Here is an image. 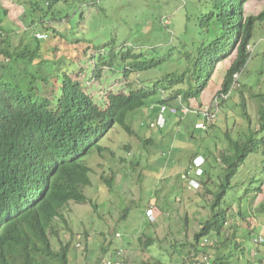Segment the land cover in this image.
<instances>
[{
	"label": "rangeland",
	"instance_id": "1",
	"mask_svg": "<svg viewBox=\"0 0 264 264\" xmlns=\"http://www.w3.org/2000/svg\"><path fill=\"white\" fill-rule=\"evenodd\" d=\"M164 1L67 0L65 10L57 15L56 20L59 22L54 24L59 32V38L50 34L47 41H37L35 35L41 32L40 26L20 23V18L25 15L24 5L18 6L17 0H0V7L7 13L4 17V29L12 30L13 25L17 27V36L24 39L21 49L27 53L26 58L18 61L22 69L18 70L14 67L6 75L8 79L5 81L14 86L31 85L42 66L38 63L43 59L58 57L57 60L49 63L48 71L52 73L59 85H62L65 81L63 74L73 72L76 67L84 71L92 68L90 59L84 56L87 51L102 49V53L107 56L111 52H120L122 49L137 50L138 47L135 45L138 44L145 48L143 59L147 61L152 58H161L172 47L179 55L172 52L175 58H181L177 65L154 69L150 76L154 77L155 81L165 82L166 75L172 72L181 74L185 67L183 62L187 65L185 56L193 51V48L188 50L197 38L194 37L193 40L190 35L180 34L182 21L179 23L180 29L173 28V35H166L157 30L158 27L162 28L157 19V9L161 6L166 9L167 4ZM37 2L44 7L39 0ZM52 8L59 11L56 4ZM175 10L176 8L173 11ZM29 12H31L30 9ZM262 12H264V2L251 1L247 5L245 14L255 16ZM179 15V13L177 16L174 15L173 20L176 21ZM8 19L11 24H14L5 26V21L8 22ZM47 20V17H43V21ZM8 34L11 42L18 45L19 38L11 32ZM177 39L180 40L179 45L172 42ZM187 41L190 42L189 47L184 43ZM49 45H51L50 49ZM56 47L60 49L59 52H55ZM67 47L71 49L65 51ZM153 47L156 51H153ZM249 48L250 57L246 67L241 77L236 80L228 100L221 102L217 121L208 132H213L211 136L196 129V124L202 123V119L194 114L184 118L166 114V126L161 130L162 132L146 129L142 124L155 122L157 109L153 113L141 110L133 114L130 118L131 133L113 131L110 134L104 145L110 148L113 157L106 154L99 159V162L105 161L106 165L98 166L90 175L92 186L84 190L88 202L69 205L63 211L70 232L61 230L59 239L64 243L66 241L64 235H67L72 243L69 264H102L103 260L116 255V249L120 247L125 250L127 258L125 264H155L157 262L184 264L197 245L201 251L212 256L217 253L219 246L216 243L217 237H209V245L206 246L201 242H194L195 234L210 218L212 197L206 195L202 188L197 191L189 189L182 177L187 170L190 156L211 154V150H215L211 156L217 155L226 148V134L235 138L237 133L242 132L244 126L242 104L249 114L252 127L256 128L258 110L264 100L258 96V94H264V23L255 25ZM33 54L36 56L35 60L31 58ZM67 55L74 60H67ZM232 61H225L219 66L213 81L210 80L208 86L201 90L199 101L191 100L190 107L197 109L204 105V107L214 108L213 101L218 96L224 73ZM114 66L112 70L118 71V65ZM103 77L108 79L103 84L92 79V81L87 80V86L93 87L90 89L92 95L101 98L108 90L127 92L128 81L109 77L105 73ZM146 78L147 80L143 82L145 87L149 85L151 77ZM159 99L160 95L157 94L151 100L157 102ZM147 137L151 139H144ZM145 140H152V142L144 147L142 143ZM161 153L171 155L170 162L167 161L170 156L162 159ZM125 154L131 155L128 160L121 158ZM94 157L91 164L89 160L87 161V165L91 168L96 164L97 156ZM260 164L259 156L253 155L240 168L233 181V185H239L240 193L244 189L243 184H248L249 178L259 179ZM209 165L214 166L212 157L207 159L204 169H208ZM112 172L115 174V182L110 190L103 185L100 176L106 173L110 175ZM211 173L215 176L216 170H212ZM190 176L193 177V174L190 173ZM252 196L250 195L249 199ZM149 208H152L155 219L151 223L146 218V211ZM237 210L238 207L234 206L229 216L236 217ZM126 211L127 217L122 219ZM229 221L228 226H239L235 229L236 238L242 234L246 225L251 231V237L245 244L247 248L244 254L233 250L235 246L233 241L230 245L221 247L219 253L225 256H229L226 252H230L231 249V255L227 257L226 262L228 264H264L261 262L264 261V246L254 244L258 236L264 234V186L262 193L254 202L249 217L240 223L235 219ZM115 233L120 234L121 240ZM145 237L152 239L153 245L149 248L147 246L150 242ZM52 244L54 248L58 247L56 239H52ZM78 244L80 248L76 251L75 247ZM255 252L257 255L253 256Z\"/></svg>",
	"mask_w": 264,
	"mask_h": 264
},
{
	"label": "trees",
	"instance_id": "2",
	"mask_svg": "<svg viewBox=\"0 0 264 264\" xmlns=\"http://www.w3.org/2000/svg\"><path fill=\"white\" fill-rule=\"evenodd\" d=\"M39 1L43 4L42 0ZM249 1L264 2V0L164 1L167 4L166 11L173 14L169 18L171 26L164 27L158 20L162 28L158 27L157 30L169 35V29L171 31L173 28L180 29L179 23L182 21L180 34L193 35V38H197L196 57L191 69L186 71H190L192 78L188 81L185 93L181 92L185 99L196 96V84L201 85L209 78L217 62L236 51L237 58L225 75L221 92L225 94L231 90L233 76L241 73L246 66L247 46L252 39L253 29L257 23H264V12L258 16L245 17L243 7ZM16 4L24 5L31 26L38 24L45 30L42 20H34L28 15L29 9L31 14L40 13L41 17L44 15V8L37 0H17ZM178 13L179 18L174 21L173 17ZM6 14L0 7V37L14 30L4 29ZM23 22L26 23L25 19ZM8 24L5 21V26ZM7 42L8 38L0 42V56L4 55ZM167 55L171 58V50ZM128 57L123 55L124 60ZM142 67L151 68L152 65ZM181 81H185V76L181 77ZM13 90L12 83L0 81V219L5 221L0 235V264H69L71 243L60 244L58 249L54 250L51 239L59 237L61 225L67 226L62 214L64 207L69 202L77 204L87 202L84 190L92 184L89 177L92 169L88 167L87 161L93 153L90 151L91 148L104 130L98 124L99 118L102 117L88 96L71 85L64 86L61 102L67 107V112L62 118L61 125L57 131L39 140L40 162L31 171L26 184L15 191L14 181L9 172L17 160L18 143L27 136L22 126L23 117L30 111L36 112L38 116H44L47 112L43 107L34 105L32 101L28 102L29 104L22 103L26 102L29 93ZM146 97L147 95L141 93L130 101L121 100L115 104L113 107L115 121L123 125L130 112L144 105ZM245 124H247L245 133L238 134L237 139H231L227 134L226 148L212 156L215 150H211V154L206 156L207 159L212 157L214 166L209 165L200 179L202 189L206 195L212 197V200L210 218L202 224L194 236V242L199 243L203 238L217 237L216 243L219 246L214 255L215 264H228L226 259L231 255V249L229 248L230 252H226L228 248L225 251L229 256L220 254L219 249L230 245L231 241L235 244L233 250L240 254L245 252L247 248L245 244L251 237V231L246 225L242 234L236 238L235 229L239 226H228L229 220L235 219L238 223L245 221L264 186V112L260 114L258 121L259 131L251 129L249 118H245ZM97 152L100 153L99 149ZM253 155H258L261 160L258 173L260 177L249 178L248 184H243L244 189L241 188L243 190L240 193L239 185H233V181L240 168ZM214 169L215 176L211 173ZM100 180L112 189L113 178L109 179L107 173L101 175ZM233 194L235 196H232ZM250 195H253L251 199ZM234 206H237L238 210L236 217L233 218L229 214ZM147 241L150 242L147 246L149 248L153 245L152 239L147 238Z\"/></svg>",
	"mask_w": 264,
	"mask_h": 264
},
{
	"label": "clouds",
	"instance_id": "3",
	"mask_svg": "<svg viewBox=\"0 0 264 264\" xmlns=\"http://www.w3.org/2000/svg\"><path fill=\"white\" fill-rule=\"evenodd\" d=\"M42 1H43V6H44L43 7L44 8V15L42 17L40 15V13L31 14V12H28V15H31L34 20H37V21L42 20L41 22L44 24L43 28L45 30L40 28L41 32H39L35 35V39L37 41H47L50 38V34L53 37L59 38V32L57 31V29H55L54 24L59 22L56 20L57 15L59 14V12H62L63 10H65L64 7H66V5H67V0H42ZM182 2L184 3V1H182ZM249 2H251V1H249ZM249 2H247L243 7L244 14L247 11V5ZM55 4H56V6H58L59 11L52 8ZM185 4H186V2H185ZM23 12L25 13V15L22 18H20V23H24L23 22L24 19H25L26 23H30V18L26 15L25 11H23ZM162 12H164V15H162ZM258 15H255V16H258ZM171 16L172 15L170 13H168L163 6H161L159 9H157V19L159 20V22L163 23L164 27L171 26V24L169 22V18ZM43 17H47L48 20L43 21ZM245 17L247 18L250 16H247L245 14ZM8 23L10 25L14 24V23L11 24L9 19H8ZM142 28H145V27H142ZM13 29L14 30L11 31V33L13 35L17 36V30L18 29L15 25H13ZM169 31H170L169 35H173V31H171L170 29H169ZM253 31H254V29H253ZM190 36L193 37V35H190ZM140 37H142V35H140ZM0 38L2 39V41L0 39V42H3L4 39L8 38V42H7L8 46L5 45V48H4L5 53L3 56H0V81L3 82L4 80L8 79V77L6 75L12 69H14V67H16L18 70L22 69V66L20 64H18V61L26 58L27 53L21 49L22 46L24 45V40H22L20 37H18L19 38V44L18 45H14L11 42V39H10L8 33H5V35H3ZM173 39H174V37H173ZM193 40H194V38H193ZM172 42L175 45L180 44L179 39L174 40ZM250 42L247 46V52H246V54L248 55V60L250 57L249 56L250 55V52H249ZM184 43L186 46H188V47L190 46L189 41L184 42ZM138 45H135L136 47H138L137 50L122 49L120 52H116V53L111 52L107 56H105L102 53V49L97 50V51H90V52L87 51L84 54V56L86 58L90 59V61L92 63V68L90 70L84 71L82 68L79 69L76 67V69H74L73 72L68 73V74H63L65 81L62 83V85H59V82L56 81L55 78H53L52 73L50 71H48L49 63L54 62L55 60H57L58 57H55L53 59L48 58L46 60L43 59L42 62L38 63V64H42V66L38 70V76H37L36 80H33L31 85L26 84L23 86H14L12 84L14 87L13 91L20 90L23 93H29L30 94L25 99L26 102H22V103L29 104L28 102L32 101V102H34V105H37L39 107H43L44 110L47 112V114L44 116H38L36 114V112L30 111L29 113L25 114L23 117L22 126L25 128V131L27 132V136L24 139L19 141L17 160L13 164V166L11 167V170L9 172V176L14 181V190L15 191L19 190L20 188H22L26 184L31 171L40 162V154H39V150H38L39 140L42 137L46 136L47 134L54 132V131H57L61 125L62 118L64 117V115L67 112V107L64 106L63 103L61 102L62 90H63L64 86H66V85H71L75 89H78L81 93L88 96L91 99L90 100L91 103L93 104V106L96 107V109L98 110V112L100 113V115L102 117V118H99L98 124L100 126H102L104 128V130L102 132V135L96 140L95 144L93 145V147L90 150L91 152L93 151V153L89 157L90 158L89 164H91L93 159H95L94 156H97L96 157L97 159H96V164L93 165V168L88 166L89 168L92 169V172L89 174V177H90V175H92L93 170L98 168V166L103 167L106 165L105 161L99 162L100 161L99 159L103 158L106 154H109L110 157H113V154H112V151L110 150V148L108 146L104 145L105 141L109 138L110 134L113 131H116V132L122 131L126 134L131 133L130 118L132 117L133 114H135L141 110H147V111L153 113V111L157 109L156 121L152 122L150 124L147 123V125L142 124V126H144L146 129H149L151 131L156 132L157 130H160V132H162L161 130H163L166 126V120H165L166 114H168L170 116L180 117V118H184L190 114H194L198 117H201V119H202V123L196 124V129L201 130L203 132H206V134L211 136V134L213 132L212 133H208V132H209V130H211V128L213 127V125L217 121L216 118H217V112L219 110V106H220L221 102L228 100L229 94L232 92V90L234 88V84L236 83V80L239 79V77H241V74L244 70L241 73H236L233 76V79H234L233 85H232V88L229 91V93L227 92V93L223 94V92H221L222 85H223V84H221V89L218 93V96L213 101V104H214L213 109L208 108V107H204V105L198 107L197 109L196 108L193 109L192 107L189 106V103L191 100L199 101L200 95H201V90H204L208 86L210 80L213 81L215 74L219 69V66L225 61H228V60L232 61L233 60L224 73V78H225L227 71L231 68V66L234 64V62L237 58L236 51H234L232 54H229L228 56H226V58L217 62V64L213 68L209 78H207L201 85L196 84V86H197V88H196V94L197 95L196 96H191V97H188L185 99L184 94H181V92L185 93V91L188 87V81L192 78L190 71L189 72H186V71L191 69V65L193 63V60L196 57L197 50H196L195 42H194V44H192L191 48L188 50V51H190L193 48V51L190 53L186 52V53H188V56H185L186 53L184 54L186 62H187L186 63L187 65H185V63L183 62L184 66H185L184 71H182L181 74L176 73V72H172V73L166 75L165 82H161L160 80L155 81L154 77L150 76V74L156 68L157 69L163 68V67L167 68L169 65H177L178 64L177 62H179V60H181V58L176 59L173 54H172L173 57L171 56V58H169L167 55L168 53H167V54H164L161 58H157V59L152 58L151 60L147 61V60L143 59V54H144L145 48L142 46H138ZM169 46L172 47L170 44H169ZM50 48H51V45H49V49ZM70 49H71L70 47H67V49H65V51H69ZM59 51H60V49L58 47H56L55 52H59ZM153 51H156L154 47H153ZM172 52H175L177 54V52L174 51L173 47L171 49V53ZM123 55H127L129 57L124 60ZM191 55H192V57H191ZM35 57H36L35 54H33L31 56L32 59H34ZM69 57L70 56L67 55L66 59L70 60V61L74 60L73 58H69ZM248 60H247V62H248ZM115 64H117L119 67L118 71H116V72L114 70H112L113 68H115V66H114ZM143 65H152V67L151 68H143L142 67ZM104 73L107 74L109 77L122 78V79L128 81V85L126 87L127 92H113V91L108 90L101 98L100 97L98 98V97L92 95L90 93V89H92L93 87L87 86V80L90 81L92 79L94 81H97L99 84L100 83L103 84L104 82H106L108 80L107 78L103 77ZM182 76H185V81H181ZM145 77H151V78H149V85L147 87H145L143 85V82L147 80V78L145 79ZM224 78H223V80H224ZM222 83H223V81H222ZM141 93L144 95H147L146 99H144V105L141 108L130 112L128 114L127 118L125 119V123L123 125H119V122L115 121L114 113H113V107L115 106V104H117L121 100L130 101L131 99L138 97L139 94H141ZM157 94L160 95V99L157 102H153L151 99H152V97L156 96ZM258 96H261L262 98H264V94H258ZM201 102H203L202 98H201ZM242 106H243V111L245 114L244 117L250 119L249 114L247 113L244 104H242ZM262 112H264V100H263V105H261L259 110H258V118L256 120V128L252 127V121L250 119L252 130L259 131L258 121L260 118V114ZM245 118H243L244 126H243L242 133H245L247 130V126H246L247 124H245ZM238 134L239 133H237L235 135V138H233L231 135H229V136L231 139H237ZM246 135H248V133ZM144 139H151V138L147 137ZM159 139L161 140L162 137ZM148 141L149 140L143 141L142 144L144 147L151 144V143H147ZM150 141L152 142V140H150ZM226 142H227V140H226ZM98 149H99L100 153L97 152ZM126 150H128V149H126ZM161 155L163 156L162 159H164L165 156H168V157L170 156V159L168 158V160L165 158L167 161L170 162L171 155H164V153H161ZM207 155L206 154L205 155L193 154L189 158L190 162L188 161V167H187V169H189V170H187V173L185 172L183 179H185V182H187L188 188L193 190V191H197V190L202 188L201 184H200V179L202 178V176L204 174V170H205L204 167H205V164L207 162V157H206ZM130 156L131 155H129V154H125V156L121 157V158H125L126 160H128V157H130ZM162 159H160V160H162ZM121 161L124 162L123 160H121ZM190 173L193 174V177L190 176ZM108 177H109V179L113 178V183H112V188H113L114 182H115V174L112 172V173H110V175H108ZM103 185H104V183H103ZM91 186H92V184H91ZM107 189H109V188L107 187ZM84 195H85V193H84ZM86 199L88 202V197ZM72 204H77V203L69 202L64 207V209L62 210V214H63V211L65 209H67L69 207V205H72ZM94 208H96V207H94ZM126 217H127V211L125 213H123L122 219H125ZM146 218L149 220L150 223L155 221L154 212H153L152 208H149L146 211ZM64 219L66 220L65 217H64ZM66 222H67V220H66ZM4 226H5V221L3 219H0V235H1V232L4 228ZM59 229H60L59 234H60L61 230H64L67 233L70 232L68 222H67V226L61 225V227ZM115 234H116V237H119V239L121 240L120 234L119 233H115ZM64 236L66 237V241L64 243L60 241L59 237L58 238H55V237L52 238V239L57 240L58 247L60 246V244L65 245L66 243H71L69 241L70 240L69 237L67 235H64ZM114 237H115V235H114ZM208 238L201 239V241H200L201 244L205 245V246L209 245L208 244V242H209ZM52 239H51V242H52ZM255 243L258 246L259 245L264 246V234L262 236L261 235L258 236V238L254 241V244ZM58 247L57 248L53 247V248H54V250H57ZM71 247H72V243H71ZM77 248H80L79 244L75 247L76 251H77ZM70 250H71V248H70ZM196 251H198V252H196ZM104 252H105V249H104ZM256 255L257 254L255 252V254H253V256H256ZM213 260H214V256H212L206 252H203V250L201 251L197 245L196 248L194 247V249H192L191 253L189 254V257H187L184 264H215ZM126 262H127V258L125 255V250L122 247H120V248L116 249V255L114 254L113 257H110V258H107L106 260H103L102 264H125ZM247 262H249V261H247ZM261 262L264 263V261H261ZM141 264H146V263H141ZM155 264H160V263L157 262Z\"/></svg>",
	"mask_w": 264,
	"mask_h": 264
}]
</instances>
